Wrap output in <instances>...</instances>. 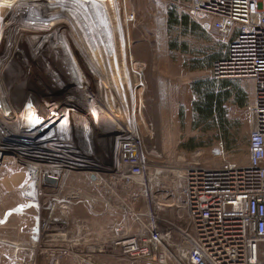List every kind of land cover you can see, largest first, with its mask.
Returning a JSON list of instances; mask_svg holds the SVG:
<instances>
[{"label": "rangeland", "instance_id": "1", "mask_svg": "<svg viewBox=\"0 0 264 264\" xmlns=\"http://www.w3.org/2000/svg\"><path fill=\"white\" fill-rule=\"evenodd\" d=\"M92 1L73 3L90 13L99 43L107 37V53L104 51L100 62L86 60V51H77L91 71L90 80L98 81L80 82L77 63L70 52L63 53L57 58L65 64L58 78L65 80L66 86L54 81L57 86L50 90L58 108L50 115L56 117L57 124L49 126L51 132L56 127L57 131L42 144L0 137L4 144L0 147L5 148L0 149V264H125L120 263L124 258L134 264H160L122 255L113 245L119 236L115 229L120 228L121 235H137L152 222L151 214L162 235L171 229L170 223L181 227L166 218L165 205L170 198L183 199L182 177L187 170L221 166L222 160L212 156L219 144L226 161L247 164V142L253 126L250 80L227 79L238 80L245 89L246 107L237 106L233 97L224 104L225 121L214 118L193 123L196 96L192 85L199 80L220 81L211 76L207 60L214 49L223 54L225 45L202 30L204 34L169 26V12L175 11L179 18L189 16V0ZM12 3L0 0V8ZM67 4L72 17L76 8L70 1ZM51 6L46 0L44 8ZM39 12L35 8L32 16L28 14L34 25L31 38L41 39L46 34L36 27L52 25L51 18L41 21L44 15ZM75 19L79 24L83 21L81 15ZM100 21L107 28V32L101 29L106 37L99 30ZM85 24L83 33L91 36ZM62 35L68 37L64 32ZM56 39L57 33L51 36L52 41ZM90 42L96 56V44L91 38ZM59 46L70 51L66 43ZM96 65L101 75L97 72L95 77ZM101 82L109 85L113 94H107ZM220 90L217 83L215 91ZM56 92L66 94L70 101ZM0 122L3 127L4 122ZM222 125L228 127L227 136ZM19 133L24 139L23 132ZM132 135L141 143L146 169L141 180L129 184L120 172L119 146ZM38 138L41 141L43 137ZM6 143L14 149L6 150ZM17 145L23 146L20 149ZM85 213L93 218L79 220L87 218ZM97 227L107 231L103 243L95 244L91 237L86 242L81 237L85 230ZM170 253L165 264H187L177 257L174 246ZM104 256L108 258L101 262Z\"/></svg>", "mask_w": 264, "mask_h": 264}, {"label": "built area", "instance_id": "2", "mask_svg": "<svg viewBox=\"0 0 264 264\" xmlns=\"http://www.w3.org/2000/svg\"><path fill=\"white\" fill-rule=\"evenodd\" d=\"M188 15L225 45L224 58L214 62L211 76L253 84L247 164L226 161L219 144L212 150L222 160L219 168L189 169L182 177L186 227L170 223L162 235L151 214L152 222L137 235H121L117 227L113 245L129 259L160 264L173 246L187 264H264V0H189ZM119 148L126 182L141 180L146 158L138 136H127Z\"/></svg>", "mask_w": 264, "mask_h": 264}, {"label": "bare ground", "instance_id": "3", "mask_svg": "<svg viewBox=\"0 0 264 264\" xmlns=\"http://www.w3.org/2000/svg\"><path fill=\"white\" fill-rule=\"evenodd\" d=\"M9 1L13 2L10 7L4 6L0 8V15L2 17V22L0 24V96H4H1L3 99L0 97V121L4 122L0 130L5 133L1 134L0 137L8 136L5 138H15L13 142L28 141L29 144H42L43 141L47 140L46 138L51 136L50 134H52V132L54 133L57 131L56 127V129L51 132L49 126H55V124H57L54 121L56 117L52 119L50 115L54 112L53 110L58 108V104H56L53 97H51L52 94H50V90L57 86L54 81L61 82L66 86L65 80L58 78L61 77L59 70H64L65 64L60 60L58 61L57 58H61L64 55L63 53L68 54L70 52L74 61L77 63V71L81 76L80 82L84 80H86L88 84L97 82L98 80H90L91 76L89 73L91 71L88 72L87 66L81 61L83 57L81 58L77 51H86L85 54L88 57H86V60L96 59L98 62L102 61L99 59L102 58V55H105L104 42H107L106 34H103L102 30L106 29L107 32V28L100 21L101 25L99 30L102 36L104 35L106 38L102 40V43H99L101 41L98 39L97 28L93 27L95 24L91 19V15H89L90 13L87 15L83 10L84 8L74 5L73 2L76 0H47L53 5L50 9L44 8L46 0ZM67 1H70L76 8L72 17L70 16V11L67 10L70 7ZM90 2L93 1L90 0ZM35 8L40 11V14L44 15L43 18L40 17L41 21H46L51 18L50 22H52V25L47 28L35 26L38 31L46 33L41 39L30 37L32 36L31 29L34 25L31 24L32 22L28 14L30 13L31 15ZM79 15H81L83 20L81 24L77 23L75 19L79 17ZM99 17L100 16H98V19L100 20ZM66 20H68V22H66ZM84 23H86L85 26L90 31L91 36L83 33L85 32ZM59 32H64L68 37L62 35V33L58 34ZM55 33H57V39L52 41L51 36ZM90 38L96 44L98 50L97 55H94L96 58L93 56L90 49V46L91 48L94 47L90 42ZM62 43L70 45V51L65 49V47H60L59 45ZM94 50L95 49H93V51ZM96 67L98 68L97 65ZM97 68L94 73L95 77L97 72L101 75L99 70L100 67ZM101 83L107 94H113L109 85L103 82ZM29 94L31 97L28 96ZM59 94L60 93L56 92V95ZM60 95L65 101H70L66 97V94ZM59 129L60 127L58 130ZM19 132H23L22 135L25 136V140L20 138ZM34 135L36 136L34 137ZM40 136L43 137L41 138L42 140L40 141L39 138L36 140V138ZM6 144L5 146H8L6 150L14 149V145L10 146L11 143ZM0 145L4 144L0 143ZM22 146L18 148L21 149ZM0 149L4 150L5 148L0 147Z\"/></svg>", "mask_w": 264, "mask_h": 264}, {"label": "trees", "instance_id": "4", "mask_svg": "<svg viewBox=\"0 0 264 264\" xmlns=\"http://www.w3.org/2000/svg\"><path fill=\"white\" fill-rule=\"evenodd\" d=\"M168 23L171 28L180 27L184 32L191 31L194 33H203L199 26L195 24L189 16L184 15L179 18L175 11L169 12ZM223 58L224 55L214 49L210 58L207 60L208 67L211 68L214 62ZM217 83L221 86L219 92L215 91ZM192 90L196 96V101H194L192 105L194 115L193 123L195 124L197 122H206L214 118L225 121L224 104L233 97L237 106L243 108L247 106L248 95L245 89L240 86L238 80L221 79L218 82H205L199 80L193 83ZM222 127L227 136L228 127L225 125H222Z\"/></svg>", "mask_w": 264, "mask_h": 264}, {"label": "crops", "instance_id": "5", "mask_svg": "<svg viewBox=\"0 0 264 264\" xmlns=\"http://www.w3.org/2000/svg\"><path fill=\"white\" fill-rule=\"evenodd\" d=\"M165 207L167 208V210L165 212L166 218L169 217L171 220L177 221V223L183 228H184V226L186 224H188V215H187V211H186V208H185V205H184V197H183V199L181 198V200H179V198H175V199L170 198L168 200V202H167V205H165ZM85 215L87 216L86 219L82 218V219H79V220H85L86 221V220H88L91 217L93 218V216H91V215L89 217L87 213H85ZM69 216H70L69 220H72V215H69ZM85 232H86V235L81 236V237L85 238L84 240H86V242H87V239H89V237L94 238L95 239L94 242H96L95 244H97L99 242L103 243L106 240L107 236H108L106 229H103V227L102 228H98L97 227L95 229H87V230H85ZM172 235H174L173 238L177 236V234H175V233H173ZM173 242H175L174 239H173ZM97 248H93V249L96 250ZM104 258H108V257L104 256L103 258H101V262L105 261ZM120 263L134 264L135 262L134 261H129V260L127 261L124 258L122 261H120Z\"/></svg>", "mask_w": 264, "mask_h": 264}]
</instances>
